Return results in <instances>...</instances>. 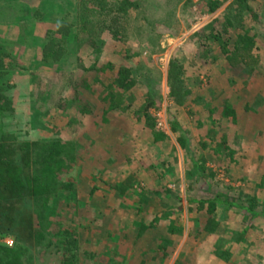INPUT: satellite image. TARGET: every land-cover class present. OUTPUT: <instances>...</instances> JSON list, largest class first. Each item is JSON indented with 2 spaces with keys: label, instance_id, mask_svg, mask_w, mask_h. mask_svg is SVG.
<instances>
[{
  "label": "rangeland",
  "instance_id": "rangeland-1",
  "mask_svg": "<svg viewBox=\"0 0 264 264\" xmlns=\"http://www.w3.org/2000/svg\"><path fill=\"white\" fill-rule=\"evenodd\" d=\"M212 1L0 0V135L15 138L8 156L16 162L32 142L58 140L66 165L56 180L73 185L48 197L41 226L26 198L30 235L14 225L0 229V264H264V0H247L258 17L243 11L242 27L225 22L233 0H219L210 11ZM57 22L70 24L67 35L47 34ZM243 30L258 34L261 52L248 74L223 64L222 48L209 39L219 32L221 43ZM49 36L62 49L57 60L42 55ZM201 44L208 51L200 55L220 57L202 66L193 54ZM172 58L197 76L191 82L200 101L177 107L168 95ZM121 69L135 84L109 110L104 97ZM148 92L154 96L148 111L163 137L144 124ZM225 99L240 111L237 122L220 113ZM207 130L206 140L214 141L202 148ZM222 141L234 148L231 157L215 146ZM201 154L200 171L192 159ZM125 177L130 191L119 196L112 185ZM208 186L236 202L249 194L263 212L252 218L219 205V229L201 234L207 213L191 199L208 197ZM150 189L174 191L178 201L152 200ZM165 208L159 224L137 236L130 220L146 221Z\"/></svg>",
  "mask_w": 264,
  "mask_h": 264
},
{
  "label": "trees",
  "instance_id": "trees-1",
  "mask_svg": "<svg viewBox=\"0 0 264 264\" xmlns=\"http://www.w3.org/2000/svg\"><path fill=\"white\" fill-rule=\"evenodd\" d=\"M219 4V0H213L209 3L208 10H214ZM232 4L234 5L231 7V11H229L227 17L225 18V22L228 26H230L231 23L237 24L238 27H242L243 22L241 20V15L245 10H247V14L251 15L250 18L252 20H257L258 14L251 9L247 0H233ZM55 25V29L53 31L49 30L47 34L54 35V33H64L67 35L69 33V23L57 22ZM261 25L264 27L262 23ZM228 26L226 27L228 28ZM257 35L258 34H251L243 30L235 33L234 37L225 38L221 43H219L223 39L222 34L216 32L213 33L209 39L211 45L222 48L223 56L221 55V57L223 59V64L229 66L231 70L239 68L248 74L255 71L261 63V57H259L261 56V52L258 51V44L255 42ZM200 36L201 34L198 39L202 40L201 38H203V36ZM51 38L52 36H49L47 42L44 44L42 48V55L44 58L57 60L61 56L62 49L59 46V42H56L55 40L53 41ZM197 48H199V51H197ZM197 48L193 52L194 55L197 54V52L200 55L201 52L208 51L206 50L208 47L205 48L204 44H201L200 47ZM218 57H220L218 52L210 54V56L206 57L205 55H200L198 61H201L200 64L202 66H206L208 61L214 62ZM186 72L185 64L180 63L178 58L170 59L166 75L169 88L168 95L177 107L184 106L185 104L190 105L191 103H196L197 100L200 101L199 99L202 98V93L195 92L196 89L193 88L194 82H191L194 79H197V76L194 77ZM1 75L3 74L0 73V77ZM248 76L249 75L242 79V83L246 82ZM115 82L116 88L112 86L109 89L108 94L104 97L105 100L108 98L107 101L110 102L109 110L118 108L122 101L123 93L131 89L135 84V80L132 78L129 69L119 70L116 74ZM187 82H190L191 85L188 86ZM239 91L236 90L234 92L239 93ZM153 102L154 96L148 92V94L144 97V107L142 109L144 124L155 136H157V138L163 137L162 132L159 133L156 129H154V119L148 111L149 107L153 105ZM236 107L237 106H234L231 102H228V100L225 99L220 113L222 116L229 117L231 122H237L240 111H236ZM242 108V111L248 110V101H245L242 104ZM2 111L3 110L0 106V113ZM190 113H192L191 110ZM210 113H212V109H210ZM261 118L264 119L263 114L261 115ZM214 121L217 120L215 119ZM198 125L201 126V122H199ZM208 132L210 131H206L204 141L201 142L200 146H202V148L207 147L212 143V141H214L213 138H208V141L206 140ZM14 139V135L11 133H1L0 135V229H4L7 225H14V228H16L17 231H20L22 235L27 236L30 235L31 229L26 226L27 216H25L23 209L25 201L27 200L26 198H30L31 205L34 207L33 218H35V221H33V218L31 221L41 226L44 218L40 210L42 208L44 209L48 197L51 194L56 193V191L60 188L69 189L72 188L73 185L69 184V182H67V184H61L56 180L57 173L65 169L66 165V155H63L62 153L64 145L62 146L58 140L32 142L30 146L21 149L22 155L20 156L19 161L15 162L11 156H8V149L11 148L7 147L9 146L8 143L14 141ZM217 143L213 144L217 147L225 149L227 157H231L235 153L233 150L234 148H230L225 141ZM194 158L195 159H192V163L196 166V169L198 167L201 171L205 165V156L201 154L199 156H194ZM131 184V178L125 177L118 185H112V188L119 196L127 195L130 191L129 189ZM206 192L207 195L209 194L208 197L200 196L191 199L192 203L197 204V209H202L207 213L203 225L198 229V232H201V234H212L219 229L220 223L217 219V207L219 205H222L224 209L229 207L237 208L244 212V216L250 215L252 218L263 212V210L256 209L257 201L249 194H247L244 199H240V201L237 200L239 202H236V200L229 197L227 193H220L218 190H210L209 186L205 189V194ZM147 194L148 196H151L152 200L156 197L167 198L170 202L178 201L176 193L174 191H170L169 189H150ZM172 207L173 205L171 208ZM165 210L166 208L164 210H160L159 212L149 213L151 214V218H148L146 221L130 220L131 224L136 226L137 236H140L150 227L156 226V224L158 225L161 221L158 217L161 215L162 211ZM247 229L248 226L243 227L240 230V234H244ZM42 236L43 232L37 229L35 239L38 238L37 241L40 242ZM70 242L71 241L69 240L67 243ZM2 251L3 250L1 249V252ZM228 254L229 253L227 251H222V253H219V256L226 260L228 258Z\"/></svg>",
  "mask_w": 264,
  "mask_h": 264
}]
</instances>
